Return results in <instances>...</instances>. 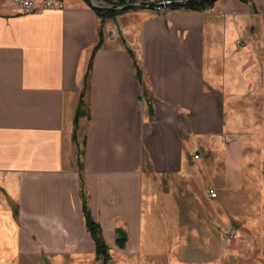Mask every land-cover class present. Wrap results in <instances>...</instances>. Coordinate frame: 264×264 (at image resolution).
<instances>
[{
    "label": "crops",
    "instance_id": "crops-1",
    "mask_svg": "<svg viewBox=\"0 0 264 264\" xmlns=\"http://www.w3.org/2000/svg\"><path fill=\"white\" fill-rule=\"evenodd\" d=\"M53 1L29 15L1 1L0 264L23 254L101 264L81 210L83 139L86 202L110 264H225L229 211L215 207L230 204L204 197L193 174L219 137L221 88L264 21V0L105 19L84 0Z\"/></svg>",
    "mask_w": 264,
    "mask_h": 264
},
{
    "label": "rangeland",
    "instance_id": "rangeland-1",
    "mask_svg": "<svg viewBox=\"0 0 264 264\" xmlns=\"http://www.w3.org/2000/svg\"><path fill=\"white\" fill-rule=\"evenodd\" d=\"M246 47L241 60L231 64L227 83L221 88L219 137L211 142V154L199 153L200 171L193 174L199 177V187L201 181L205 184L204 197L212 189L217 197L209 200L230 204L215 207L219 215L229 211V227L223 234L232 257L225 264H264V21L251 31ZM232 231L235 239L229 238ZM54 258L59 263L45 255L23 254L22 264H80L68 256Z\"/></svg>",
    "mask_w": 264,
    "mask_h": 264
},
{
    "label": "trees",
    "instance_id": "trees-1",
    "mask_svg": "<svg viewBox=\"0 0 264 264\" xmlns=\"http://www.w3.org/2000/svg\"><path fill=\"white\" fill-rule=\"evenodd\" d=\"M96 2H101L107 6H116V5H125L130 3H136L140 0H95ZM144 1V0H141ZM218 0H196L195 2L187 3L184 5H171L168 6L171 10H185L190 12H205L213 7L215 2ZM243 3H248L249 0H239ZM95 14L100 19L105 18H112L119 13L125 12V10H117V11H104V10H94ZM103 43L102 37H99V41L96 46L93 48L91 57L89 60L88 68L86 74L83 79V86L79 95V102L75 112L73 126V139L77 142L76 139V132L78 130V121L81 117L87 116L88 117V105H87V98L86 94L88 91L89 79L91 74V67H92V59L95 52L101 47ZM136 76L138 79L141 78V73L139 69H136ZM85 144V140L83 139L81 145L78 146V167H79V176H80V198H81V210L84 219V225L86 232L89 234L91 240L94 243V251H95V260L101 262V264H108L110 261V255L107 245L105 244L100 226L92 219L91 214L89 212L87 202H86V194L84 192V183L82 179V171H83V147ZM122 241H125L122 238ZM118 242V240H117ZM120 242V240H119ZM123 248V245L120 246V249Z\"/></svg>",
    "mask_w": 264,
    "mask_h": 264
},
{
    "label": "built area",
    "instance_id": "built-area-1",
    "mask_svg": "<svg viewBox=\"0 0 264 264\" xmlns=\"http://www.w3.org/2000/svg\"><path fill=\"white\" fill-rule=\"evenodd\" d=\"M0 0V7H3L1 5ZM11 3V6L14 7L20 14L22 15H29L34 12H37L41 9H48L55 5L53 0H44L42 4H37L35 0H4V2ZM173 1H182V0H144L143 2H150L155 3L156 6L153 7L154 11L163 14L166 9H168V3ZM198 155H194V159H198ZM207 195L209 198H216V193L213 190H209L207 192ZM230 239H235V232L232 231L229 234Z\"/></svg>",
    "mask_w": 264,
    "mask_h": 264
},
{
    "label": "water",
    "instance_id": "water-1",
    "mask_svg": "<svg viewBox=\"0 0 264 264\" xmlns=\"http://www.w3.org/2000/svg\"><path fill=\"white\" fill-rule=\"evenodd\" d=\"M93 10H104V11H117V10H130L135 8H153L156 6L155 3L150 2H136L125 5L116 6H103L101 2L97 3L95 0H84ZM196 0H182L169 2L168 5H184L187 3L195 2Z\"/></svg>",
    "mask_w": 264,
    "mask_h": 264
}]
</instances>
